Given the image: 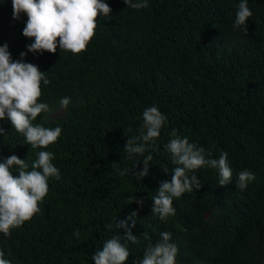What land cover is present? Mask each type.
Listing matches in <instances>:
<instances>
[{
	"label": "trees",
	"instance_id": "1",
	"mask_svg": "<svg viewBox=\"0 0 264 264\" xmlns=\"http://www.w3.org/2000/svg\"><path fill=\"white\" fill-rule=\"evenodd\" d=\"M104 2L112 14L100 18L88 50L73 55L27 52V15L14 19L12 0H0V46L8 45L13 60L27 52L24 60L47 72L51 83L42 84L40 102L53 109L70 98L62 114L42 113L33 122L62 128L47 149H31L9 120H0L3 157L25 159L30 171L39 151H51L61 174L49 180L32 221L10 237L0 233V250L12 264H95L92 256L107 239L123 237L115 222L137 211L132 232L139 242L121 240L131 253L126 264L165 231L178 247L176 264H264V0H248L247 34L233 27L240 0H148L140 10ZM151 106L167 124L158 151L147 146L153 160L138 181L136 156L129 158L125 145ZM173 130L211 153L207 158L226 152L233 179L221 187L216 169L198 170L202 187L174 198L176 214L162 221L151 197L171 181L163 168L175 167L164 147ZM116 169L129 171L120 176ZM243 170L255 175L246 190L236 185ZM134 196L144 205L131 204Z\"/></svg>",
	"mask_w": 264,
	"mask_h": 264
},
{
	"label": "clouds",
	"instance_id": "2",
	"mask_svg": "<svg viewBox=\"0 0 264 264\" xmlns=\"http://www.w3.org/2000/svg\"><path fill=\"white\" fill-rule=\"evenodd\" d=\"M127 8L134 10L149 7L148 0H123ZM13 18L20 19L21 14L28 19L23 29V35L33 42L27 46V52L33 54L48 52L55 54L71 52L80 55L88 50L89 45L96 36L99 20L109 17L112 8L104 0H12ZM253 16L248 6V0H240L238 11L233 24L234 29L248 32V21ZM27 52H22L21 59L13 60L8 45L0 46V120H9L14 130L25 138V143L31 149H47L58 142L62 128H48L42 124H34L42 113H49L50 106L40 102L43 95L42 84L48 85L51 81L46 73L33 63L26 62L24 57ZM70 98L60 100L62 108H67ZM167 124L166 116L156 106H151L143 111V126L139 134L128 137L125 151L129 158L135 154L136 162L132 174L138 181H143L149 175V165L153 160L151 154L145 155L148 145L158 151L157 140L161 129ZM7 132L0 126V136ZM173 137L165 149L171 154L174 168L169 171L171 181L162 182L157 194L152 196V213L166 221L176 214L173 207L174 198H180L187 192L202 187L197 172L203 168L216 169L219 173L221 187L232 183L233 172L228 164V154L223 152L218 159L207 158L211 153H206L203 147L190 143L187 137H181L173 130ZM142 157V159H141ZM55 156L51 151H39L38 158L32 163L31 170L25 159L16 155L3 157L0 153V233L11 236L13 229L22 227L30 222L41 212L40 204L49 193V180L61 179L60 169L53 163ZM142 170H137L140 164ZM17 169L14 175L12 169ZM117 174L124 176L128 169H116ZM255 180V175L249 170H243L236 180L237 188L246 190L248 185ZM131 204L144 205L143 199L136 196L129 198ZM137 211H132L126 218L115 222V228L123 232V237L116 235L103 243L102 249L94 252L92 260L95 264H126L131 253L126 246L130 241L137 244L138 236L132 229L137 225ZM129 222L131 224L129 225ZM109 230L113 224H106ZM75 235L79 237V232ZM161 239L155 245L149 244L141 258H136L133 264H176L178 247L172 243V233L162 232ZM0 264H12L5 258L4 251L0 250Z\"/></svg>",
	"mask_w": 264,
	"mask_h": 264
},
{
	"label": "rangeland",
	"instance_id": "3",
	"mask_svg": "<svg viewBox=\"0 0 264 264\" xmlns=\"http://www.w3.org/2000/svg\"><path fill=\"white\" fill-rule=\"evenodd\" d=\"M62 113H63V108L61 106H58V107H54L53 109H51V111L49 112V115L58 116Z\"/></svg>",
	"mask_w": 264,
	"mask_h": 264
}]
</instances>
